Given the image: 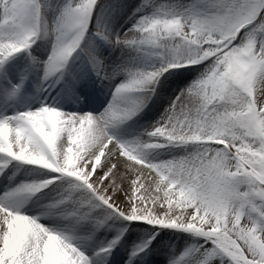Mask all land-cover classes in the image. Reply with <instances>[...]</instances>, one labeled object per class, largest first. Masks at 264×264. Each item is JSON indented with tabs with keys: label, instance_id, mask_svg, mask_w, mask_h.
Listing matches in <instances>:
<instances>
[{
	"label": "snow or ice",
	"instance_id": "obj_1",
	"mask_svg": "<svg viewBox=\"0 0 264 264\" xmlns=\"http://www.w3.org/2000/svg\"><path fill=\"white\" fill-rule=\"evenodd\" d=\"M0 264H264V0H0Z\"/></svg>",
	"mask_w": 264,
	"mask_h": 264
},
{
	"label": "rangeland",
	"instance_id": "obj_2",
	"mask_svg": "<svg viewBox=\"0 0 264 264\" xmlns=\"http://www.w3.org/2000/svg\"><path fill=\"white\" fill-rule=\"evenodd\" d=\"M106 55H107V52H106ZM30 87V86H29ZM106 95V94H105ZM103 96L101 97V100L103 101L102 103H98L96 106H95V109L97 110V111H99V110H102V108H103V103H106L107 102V100H106V97L105 98H103ZM67 110V109H66ZM148 111V110H147ZM143 115V114H142ZM157 117V113H152V112H150V113H148L147 114V116H146V118H144L143 120H145L144 122L146 123V122H148V121H152V120H154L155 118ZM143 122V121H142ZM141 126H145V125H143V123H134L133 125H132V127L133 128H136V129H139ZM166 233L165 234H162V235H160L161 237H166ZM172 242H171V241ZM176 241H178V239H168V238H163V240L161 241V243H167V244H179V243H176ZM155 243V242H154Z\"/></svg>",
	"mask_w": 264,
	"mask_h": 264
},
{
	"label": "bare ground",
	"instance_id": "obj_3",
	"mask_svg": "<svg viewBox=\"0 0 264 264\" xmlns=\"http://www.w3.org/2000/svg\"><path fill=\"white\" fill-rule=\"evenodd\" d=\"M116 55H118V54H116ZM105 96H103V98H105L106 96H107V92L105 91ZM102 98V99H103ZM73 107H75V105L73 106ZM160 111H162V109L160 110ZM150 112H152V113H157V117L155 118V119H158V117H159V112H157V111H147L146 110V113L148 114V113H150ZM147 114H143V115H141V117H139V118H137V122H136V124L137 123H143V125H147L148 123H150V122H152V121H154V120H152V121H148V122H144L145 120H143L144 118H146V116H147ZM143 121V122H142ZM162 234H165V232H161L160 233V235H162ZM163 238H168V239H175V237H173V236H170V235H166V237H163ZM133 239H135V234L133 235ZM159 239V238H158ZM171 241V240H170ZM172 242V241H171ZM176 243H180L179 242V240L178 241H176ZM159 259H163V257H160Z\"/></svg>",
	"mask_w": 264,
	"mask_h": 264
}]
</instances>
